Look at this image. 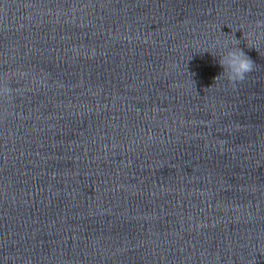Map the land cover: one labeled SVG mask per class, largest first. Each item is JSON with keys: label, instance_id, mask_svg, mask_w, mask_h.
I'll use <instances>...</instances> for the list:
<instances>
[{"label": "water", "instance_id": "1", "mask_svg": "<svg viewBox=\"0 0 264 264\" xmlns=\"http://www.w3.org/2000/svg\"><path fill=\"white\" fill-rule=\"evenodd\" d=\"M0 264H264V0H0Z\"/></svg>", "mask_w": 264, "mask_h": 264}, {"label": "clouds", "instance_id": "2", "mask_svg": "<svg viewBox=\"0 0 264 264\" xmlns=\"http://www.w3.org/2000/svg\"><path fill=\"white\" fill-rule=\"evenodd\" d=\"M228 45V43L218 45L222 49H227L219 54L218 64L222 69L220 74L225 76L229 84L236 87L238 84L243 83L248 74L254 70V62L238 47L239 44L234 45L232 48H229Z\"/></svg>", "mask_w": 264, "mask_h": 264}]
</instances>
